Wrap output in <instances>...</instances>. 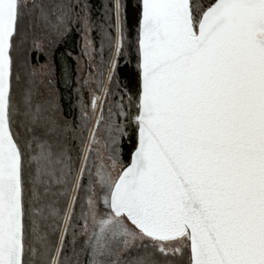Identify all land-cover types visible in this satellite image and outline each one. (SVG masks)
I'll return each mask as SVG.
<instances>
[{
	"label": "snow or ice",
	"instance_id": "obj_1",
	"mask_svg": "<svg viewBox=\"0 0 264 264\" xmlns=\"http://www.w3.org/2000/svg\"><path fill=\"white\" fill-rule=\"evenodd\" d=\"M0 264H264V0H0Z\"/></svg>",
	"mask_w": 264,
	"mask_h": 264
},
{
	"label": "trees",
	"instance_id": "obj_2",
	"mask_svg": "<svg viewBox=\"0 0 264 264\" xmlns=\"http://www.w3.org/2000/svg\"><path fill=\"white\" fill-rule=\"evenodd\" d=\"M77 40H79V36L78 35H73V37L69 41V44L72 45V46H75V41H77ZM61 47H63V46H61ZM54 55L57 57V60H59L60 53L59 52H55ZM41 62H43V60H41Z\"/></svg>",
	"mask_w": 264,
	"mask_h": 264
}]
</instances>
